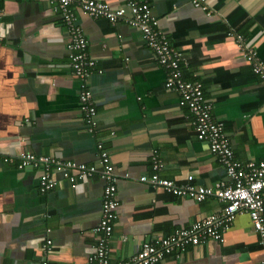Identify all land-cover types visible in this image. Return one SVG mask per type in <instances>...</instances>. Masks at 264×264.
<instances>
[{
	"label": "crops",
	"instance_id": "obj_1",
	"mask_svg": "<svg viewBox=\"0 0 264 264\" xmlns=\"http://www.w3.org/2000/svg\"><path fill=\"white\" fill-rule=\"evenodd\" d=\"M143 1L183 53L185 78L203 83L213 117L225 123L237 159L264 162V81L229 36L241 32L264 61V0H207L205 8L192 0ZM73 8L96 63L89 80L98 110L94 134L80 108L81 84L71 66L61 14L51 0H0V155L12 159L0 160V264H41L48 238L56 250L52 264H89L102 218L105 183L99 176L72 184L57 174V188L43 194V170H20L22 152L98 165V143H103L119 176L111 264L136 255L144 242L190 227L224 207L216 198L197 202L140 182L154 173V155L164 163L161 177L177 183L191 174L204 186L228 178L208 144L197 138L178 93L166 89V71L140 30ZM263 261L260 237L242 215L223 243L189 247L158 264Z\"/></svg>",
	"mask_w": 264,
	"mask_h": 264
},
{
	"label": "built area",
	"instance_id": "obj_2",
	"mask_svg": "<svg viewBox=\"0 0 264 264\" xmlns=\"http://www.w3.org/2000/svg\"><path fill=\"white\" fill-rule=\"evenodd\" d=\"M123 2V5L114 7L98 0H51L54 10L61 14L69 35L71 66L81 84L79 103L88 131L94 134L97 130L98 110L89 84L96 63L88 54L89 41L78 22L73 5H77L84 14L94 19H106L112 24L124 21L140 30L148 47L155 53L158 64L166 71V89L178 93L180 106L187 108L191 114V123L197 138L208 144L211 153L225 167L228 182L218 181L211 186H204L197 184L192 174L180 183L163 178L160 172L164 168V163L154 155L152 158L154 173L151 176H142L141 183L150 185L155 191L190 198L197 202L216 198L224 203V207L219 213L197 220L190 227L166 237L144 242L136 255L116 264H158L174 252L184 251L189 247H197L213 241L223 243L225 234L242 215L249 217L254 231L260 237V245L264 248V162L243 163L237 159L225 123L213 117L214 105L206 98L203 83L185 78L184 55L161 30L151 5L143 0H123ZM192 2L196 7L205 8L207 0H192ZM229 36L235 38L244 59L252 66L253 73L264 81V61L259 57L258 52L251 48L241 35L231 33ZM98 150V165L78 164L60 158L38 157L22 152L19 168L43 170L39 179L40 192L43 194L59 185L57 174L72 184L87 181L96 175L104 181L102 218L94 230L97 234V243L88 262L111 264L113 252L111 239L120 214L119 176L116 174L111 155L102 142L98 143ZM0 160L6 163L12 161L11 158L1 155ZM126 177L129 175L126 174ZM41 251V264H52L56 250L51 238L45 241Z\"/></svg>",
	"mask_w": 264,
	"mask_h": 264
},
{
	"label": "trees",
	"instance_id": "obj_3",
	"mask_svg": "<svg viewBox=\"0 0 264 264\" xmlns=\"http://www.w3.org/2000/svg\"><path fill=\"white\" fill-rule=\"evenodd\" d=\"M231 32V31H230ZM231 33H236V35H240L239 33H241V32H235V31H233V32H231ZM241 35H242V33H241Z\"/></svg>",
	"mask_w": 264,
	"mask_h": 264
},
{
	"label": "bare ground",
	"instance_id": "obj_4",
	"mask_svg": "<svg viewBox=\"0 0 264 264\" xmlns=\"http://www.w3.org/2000/svg\"><path fill=\"white\" fill-rule=\"evenodd\" d=\"M96 176H98V175H96ZM56 188H57V187H56ZM56 188H55V189H56ZM53 190H54V189H53ZM51 191H52V190H51ZM49 192H50V191H49ZM113 233H114V232H113ZM96 235H97V234H96ZM110 261H111V260H110Z\"/></svg>",
	"mask_w": 264,
	"mask_h": 264
}]
</instances>
